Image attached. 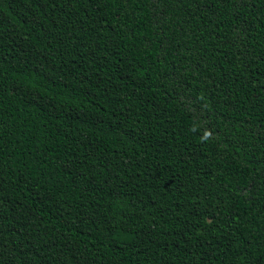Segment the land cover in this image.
<instances>
[{
  "label": "trees",
  "instance_id": "trees-1",
  "mask_svg": "<svg viewBox=\"0 0 264 264\" xmlns=\"http://www.w3.org/2000/svg\"><path fill=\"white\" fill-rule=\"evenodd\" d=\"M0 264H264V0H0Z\"/></svg>",
  "mask_w": 264,
  "mask_h": 264
}]
</instances>
